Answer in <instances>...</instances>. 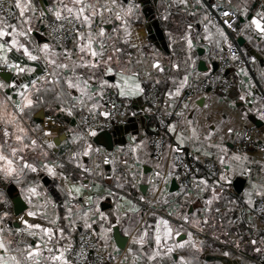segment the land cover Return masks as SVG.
<instances>
[{"label":"crops","instance_id":"0c3cea01","mask_svg":"<svg viewBox=\"0 0 264 264\" xmlns=\"http://www.w3.org/2000/svg\"><path fill=\"white\" fill-rule=\"evenodd\" d=\"M39 6L40 0H35ZM45 5L48 0H43ZM138 5L137 15L132 20L131 32L132 36L130 43H124L123 34L120 33V39L109 40L106 44L108 54L114 56L113 66L126 64L129 60L133 63L130 67L136 66L135 53L137 49H141L146 57V63L149 67L154 59H159L164 72H155L156 78L159 80L161 89V97L164 105L168 106L174 112H184L185 117L191 118L196 123L198 132L201 134L200 142L185 140L179 143L180 150H192L200 157H208L214 160L221 170L215 176H209L205 172L200 175L193 176L206 179L209 182V189L206 191H198L193 183V177L184 179L180 174L174 172L171 158L178 145L177 136L175 133L164 131L166 137V153L159 162L152 159L151 150V133L153 125L151 120L142 119V116L131 119L129 141L126 144L115 146L111 153L124 163L125 167L136 174V186L125 177V174L110 163H105L100 158L99 154L93 153L91 156H83L80 154L81 143L74 142L73 135L79 132L75 116L79 113H89L87 109H81L78 105L73 110L72 115H69L67 109L71 104L66 97L57 99L54 92L44 93L46 103L35 108L30 113V118L25 117V126L30 129H36L31 135L38 139L50 140L56 146L53 148H45L48 152V157L42 155L41 149L38 147L34 153H29L28 158L41 165L43 163L52 164L56 158L66 154L64 168L62 169L69 177V185L75 183L83 185L81 192L72 197L67 196L64 191V184L59 176L48 174L42 167L37 173H26L22 178V183L27 186L35 182L40 187L38 191L40 196L35 198L33 203L37 205L35 216H27V211L32 207L27 203L24 195L20 192V186L15 181L0 179V192H2L9 201L11 209L10 217L3 222L0 227L5 229L3 233L6 239L12 241L10 248H24L26 244H39L44 246L45 241L41 239L40 229H35L37 233L35 237L28 236L26 232H16V229H24L26 226L18 219L23 216L29 223H37L42 228H49L52 225L49 223L51 219L58 217L57 227H63L65 232L63 238H60V233H56V238L59 243L56 248L63 250L69 248L74 242L75 235L81 227H84V220L80 219L84 211H87L91 204L87 203L88 197L92 198L95 207L103 212L112 223L113 231L105 233L104 229L108 224H104L100 220L99 213L91 214L89 223L92 224L98 244L111 254H121L127 258L129 264H172V261L177 258L174 253L172 258H158L154 262H149L138 245H132L131 238L124 235V230L128 229L133 236L138 234L137 229L143 228L144 223L153 224V215L148 214L143 206L139 203L146 199L156 200L157 203L164 204L165 207L175 213L177 216L181 211L184 213L197 214L201 220L207 218L209 223L203 227L204 236L197 237V251L191 246L179 250L178 254L183 255L187 264H253L246 256L257 258L264 253V221L254 215V207L258 200L264 198L255 195V190L252 184H264V171L261 170L264 166V150L247 148L240 152L238 147L242 144L244 132L247 127L256 126L260 129V141L264 143V121L258 118L257 113L253 109V101L260 102V88L264 91V37H261L253 28L246 27L252 17L257 12H264V0H187V5L180 3V0H136ZM218 4L229 6L235 9L239 15L237 28L240 33V46L246 56L253 63V72L245 69H234L231 73L232 90L227 95H220L215 92H206L199 94L190 100V103H185V92L189 85L207 74L211 70L209 59L210 52L216 48H225L229 44L228 35L224 28L214 19L210 11V5ZM37 16V15H36ZM51 16L45 19H51ZM15 23V19L9 20ZM191 25V27H189ZM33 32L31 33L34 44H43V29L44 26L40 19L33 17L32 19ZM109 36H116L111 29L117 27L118 24L104 25ZM219 30V31H218ZM220 31L224 36L220 35ZM205 37H208L205 39ZM225 37L227 40L225 41ZM190 41V46H189ZM113 45L121 49L119 53H113ZM132 45H135L133 47ZM68 48H73L72 44H66ZM130 49L132 52L129 53ZM60 50L59 48L57 49ZM111 52V53H110ZM119 60V65L116 64ZM204 62L205 67L201 68L200 63ZM179 65V68H173V64ZM136 68V67H135ZM187 73L188 84L181 89L179 97H169L168 93L175 92L183 76ZM44 65L40 63V69L32 77L35 79L39 76H44ZM101 73L97 72V76ZM108 81L109 85L117 83L120 76L117 72L104 74L102 77ZM3 79V77H0ZM27 82V81H25ZM141 87L144 90V84L140 78ZM40 86V85H38ZM113 89L117 92L116 89ZM97 89L93 86L90 91L95 92ZM245 93H250L245 101H241L239 96ZM74 95L79 93L73 92ZM131 107V112L134 115H139L147 110V104L144 99V91L128 97H121ZM103 103V101H101ZM188 108L185 109L184 105ZM171 105V106H169ZM207 105V107H204ZM63 108L64 110H61ZM195 109V111H193ZM249 111L245 119H241V113L245 110ZM41 111L44 112V117H41ZM53 117L59 124L64 126L62 129H54L51 131L50 137L42 135V122L45 117ZM181 117L176 115L172 117L170 124L181 120ZM211 125L216 129L213 135L212 143H221L222 147L227 150V155L242 154L249 158L250 163L231 161L225 159L224 164H221L220 158L222 154L218 148H208V141L203 140V134L206 128ZM232 127L233 133L228 134L227 128ZM149 130V133H147ZM182 129L178 127L177 131ZM185 137L189 134L185 131ZM136 137V141L131 140ZM221 137L223 140L221 141ZM143 141V144L140 143ZM133 143L138 145L135 152L132 151ZM99 145H93L98 147ZM200 149L197 151V149ZM77 153L76 159H70L72 153ZM209 154H205V153ZM55 155V156H54ZM57 156V157H56ZM56 163V162H55ZM59 164V163H56ZM157 164L160 168H157ZM97 168L99 176L104 178L107 184L93 183L89 184L86 178L85 168ZM243 167L251 169V174H242ZM60 169H58L59 171ZM161 172V179L155 177V172ZM171 171V174H168ZM221 173L227 177L224 181H219ZM152 178V182H149ZM174 181L179 183V187L174 185ZM109 183L113 187L109 188ZM215 184V191L219 195V199H214L211 206H205V201L212 197L211 186ZM119 185H123L122 187ZM187 188L190 199L184 195L176 196V193H182ZM246 192H251L252 203L246 201L249 197ZM20 195L27 204L28 209L16 216L14 213V203L12 195ZM46 200L48 201L46 203ZM132 201L139 209L138 212H131L128 209L132 206L127 203ZM119 205V207H117ZM72 208L73 213L69 216L68 209ZM217 209L219 211H217ZM111 214V215H109ZM119 216L121 224L116 225V217ZM69 216V219H65ZM143 217V220H141ZM155 219H160V216L155 215ZM70 220H75L74 224H70ZM9 230H11L9 232ZM115 231L122 237L126 238L124 249H120L115 241ZM187 237H185L186 239ZM178 239V238H177ZM256 240L257 244L253 246L250 241ZM202 242V243H201ZM171 243V242H169ZM53 247L52 244L48 245ZM132 247L133 251L129 252L128 248ZM255 248H260V252H256ZM143 251L150 252L148 245H145ZM228 252L229 255H224ZM2 254V253H0ZM15 254V252H13ZM48 253L44 252L40 257V264H47L46 257ZM71 261L69 251L66 253ZM72 262V261H71Z\"/></svg>","mask_w":264,"mask_h":264},{"label":"snow or ice","instance_id":"6c2138e0","mask_svg":"<svg viewBox=\"0 0 264 264\" xmlns=\"http://www.w3.org/2000/svg\"><path fill=\"white\" fill-rule=\"evenodd\" d=\"M3 2L4 0H0V10H4L7 15L0 16V70H6L9 75L0 79V179L15 181L20 186L21 194L24 195L27 203L32 206L26 215L35 216L37 215L35 210L37 205L33 201L40 196L38 191L40 186L35 182L25 186L21 178L26 173H37L39 168L42 167L48 174L54 177L59 176L64 184V191L69 197L79 194L84 186L75 183L69 185L70 177L62 170L64 168L63 164L53 162L52 164L43 163L38 166L35 161L28 158V154L34 153L38 147L41 149L42 155L47 158L48 152L44 149L53 148L56 145L47 139L38 141L34 138L31 133L36 129L25 126V117L30 118V113L35 108L46 103L44 96L46 92H54L58 100L62 96L66 97L71 104V107L67 109L69 115H72L73 110L78 105L82 110L87 109L93 117V123L86 124L84 131L75 132L73 135L74 142H82L80 154L83 156H91L94 152L99 154L101 148L93 147V144L89 142L91 137L98 136V130L105 127V124H98L96 120L102 117L105 122L110 121L116 109L114 103L111 109L101 103L105 96V90L114 88L120 97L125 98L144 91L140 84V69L130 67L129 65L133 63L131 60L124 65H119V60H116L119 67H114V56L108 54L106 47L109 40L120 39V33L123 34L124 43H130L132 20L134 17L139 19L137 15L138 5L136 0H48L47 5L43 3V0H40L38 6L35 0H13L8 9H3ZM180 3L186 6L187 0H180ZM213 6L219 7L218 4ZM13 9L17 11L14 13ZM37 12H39L38 17L36 16ZM222 15L229 16L230 13L225 11ZM10 16L14 17L15 23L9 21L8 17ZM47 16H51L53 23L56 24V27L52 29L53 32L64 30L66 25L69 27L73 37V48L70 49L62 43L59 45L49 42L34 44L31 37L34 30L32 19L33 17L43 19ZM224 23L228 24L229 27L232 26L228 20H225ZM109 24H118L117 27L111 29L112 33L117 34L114 37L107 34L104 25ZM246 27L253 28L261 37H264V12H257ZM220 35L224 36V33L220 31ZM207 38L205 37V39ZM132 46L135 47V45ZM229 47L231 46L229 45ZM57 48L60 50L58 51ZM112 52L119 53L121 49L113 45ZM237 58L233 53V59ZM41 62H43L45 74L33 79L32 77L40 69ZM135 63L141 64L142 61L137 60ZM172 67L178 69L179 65L174 63ZM153 70L159 73L164 72L159 59H154L150 63L149 67L144 70V75L151 78ZM97 72H100L101 75L97 76ZM113 72H117L120 79L117 83L109 85L108 81L102 77L104 74ZM156 83H159V80ZM187 84L188 75L186 73L176 87L175 92L170 91L168 96L179 97L181 89ZM93 86L97 89L95 92L90 91ZM73 92L79 93V95H74ZM249 94H242L239 99L245 101ZM252 103L258 118L264 121V97L261 98L260 102L253 101ZM204 107H207V105H204ZM184 108L187 109L188 105L185 104ZM253 109L242 112L240 118L245 119L249 111ZM61 110L64 109L61 108ZM175 115L182 119L176 123L168 124L166 127L169 132L176 134L178 145L174 151L179 152V143L184 142L186 139L200 142L201 134L196 127L198 122L185 117L183 111L176 112ZM178 127L182 129L179 132L177 131ZM41 131L44 137L52 135L51 131ZM185 131L189 134L187 137L184 135ZM216 131L223 130L209 125L203 134V140L209 142L208 148L215 147L220 150L222 154L221 164H224L225 159L241 162L242 164L251 162L246 155L242 154H232L229 157L227 150L222 147L221 143H212ZM226 131L231 134L234 129L228 127ZM131 140L135 142L136 137H132ZM222 140L223 137H221ZM140 143L143 144V141H140ZM137 147L138 145L133 143L132 151L135 152ZM199 150L198 148L197 151ZM205 154L209 153L206 152ZM76 157L77 153L74 152L70 159L74 160ZM106 162L107 159L105 158ZM172 167H175V161L172 162ZM157 168H160L159 164H157ZM58 169L60 170L58 171ZM261 170L264 171V166ZM90 171L88 168L84 169L86 173ZM168 174H171V171ZM242 174L250 175L251 169L243 167ZM154 175L157 179L162 178L159 170ZM136 178V174L132 173L131 181H129L132 183V187L136 186L134 183ZM226 179V175L221 173L219 181ZM149 182H152V178H149ZM193 183L198 191L209 189V182L206 179L193 177ZM119 186L122 187L123 185ZM215 188L216 185L213 184L211 186L212 197L205 201L206 208L212 205L214 199H219ZM252 188L255 190V195L264 197V184L257 185L253 183ZM180 195L190 199L187 188L182 193H176L177 197ZM246 195L249 197L246 202L251 204L252 193L246 192ZM140 199L144 200V197L141 196ZM86 202L91 204V207L79 217L84 220V227L91 229L95 221L89 223L90 215L99 213L100 220L103 222L101 226L103 227L105 223L108 224V227L104 229L105 233H111L113 226L108 217L95 207L91 197H88ZM156 202L155 200L152 201V203ZM127 203L132 205L131 200H128ZM67 211L69 216L73 213L72 208ZM128 211L138 212L139 209L132 205ZM217 211L219 210L217 209ZM10 214L9 201L0 192V225L10 217ZM152 215L153 224L145 222L143 228L137 229L138 234L135 236L128 229H125L124 235L131 238L132 245L139 246V250L142 251L149 262H154L163 257L171 259L172 255L176 253L177 258L172 261V264H187L185 257L178 254L179 250L188 246L197 251L200 250L197 247V237L193 231L188 229L195 228L197 231H202L203 227L208 225V219L201 220L197 214L184 213L183 211L178 216H173L169 212L166 217L161 216L158 220L155 219V213ZM69 216L64 218L69 219ZM19 219L26 227L24 229L17 228V233L23 231L28 236L35 237L37 233L34 230L40 229L41 239L45 241V244L41 247L39 244L29 243L24 248L13 250L10 248L12 241L6 239L3 234L5 229L0 227V253H2L0 254V264H40V257L43 256L44 252L48 253L45 258L47 264H72L66 255L68 249L61 250L55 247L59 243L56 233L59 232L62 239L65 232L63 227H57L58 217L49 221L52 225L49 228H42L37 223H29L23 216ZM141 220H143V217H141ZM176 221H181V223L177 224ZM115 222L117 226L121 224L118 215ZM74 223L75 220H70V224ZM185 237L187 238L185 239ZM250 243L255 246L257 241L251 240ZM49 244H52L53 247H49ZM145 245H148L150 252L143 251ZM128 251L132 252L133 248L129 247ZM255 251L260 252L261 249L255 248ZM224 255H229V253L225 252Z\"/></svg>","mask_w":264,"mask_h":264},{"label":"built area","instance_id":"2783aa9c","mask_svg":"<svg viewBox=\"0 0 264 264\" xmlns=\"http://www.w3.org/2000/svg\"><path fill=\"white\" fill-rule=\"evenodd\" d=\"M13 0H4L3 9H8L9 5ZM210 5V11L213 14L214 19L224 28L226 34L228 35L229 44L225 48H216L210 52L209 59L211 63V70L192 82L189 87H187L185 96V103H190V100L195 98L199 94H204L206 92H215L220 95H227L232 90V80L231 73L234 69H245L253 72V63L246 56L242 47L240 46V33L237 28V23L239 21V15L235 9L229 6L219 5V7H214ZM14 13L17 11L12 10ZM229 12V16H223V12ZM7 15L4 10H0V16ZM37 17L39 12H37ZM9 20L14 19V17H8ZM44 29H43V39L44 43L49 42L52 44H72L73 37L70 33L69 27L66 25L64 30H58L53 32V28L56 24L53 23V18L47 20L45 18L40 19ZM228 20L231 23V27L225 24L224 21ZM51 25V27H49ZM229 45L231 47H229ZM58 49V48H57ZM233 53H235L237 59H233ZM264 61V56L262 57ZM135 59L142 61L141 64H136V68L140 69L141 80L144 84V99L147 104V111L139 115H134L131 111L130 105L123 100L118 93L113 89H106L105 96L103 99V104L106 105L108 109L112 108V104L116 105V109L113 112V117L110 121L105 122L104 118H97L96 123L105 124V127L98 130V134L103 131H112L115 127L125 126L131 118L138 116H148L151 121H153V132L151 133V150L152 159L155 162H159L165 156L166 153V137L164 131L167 129V125L170 124L172 117L175 116L173 110L168 106L164 105L161 97V89L158 80L155 76L154 70L152 71V77L149 78L144 75V70L148 68L146 63V57L141 49H137L135 53ZM1 74H9L6 70H0ZM264 97V91L260 88V100ZM76 124L79 132L86 129V124L93 123V117L89 113L83 112L75 116ZM42 129L44 131H52L54 129H62L64 126L59 124L53 117H45L42 122ZM95 137H91L89 142L96 145L94 142ZM99 156L107 163L120 169L128 181H131L132 171L127 169L123 162L118 161V159L102 146ZM247 148L261 149L264 150V143L260 141V129L256 126H250L245 129L244 138L242 144L238 147L240 152L245 151ZM55 156V155H54ZM57 157V156H56ZM66 154L61 155L56 158V163L66 165L65 162ZM175 161L174 172L180 174L184 179L200 175L205 172L209 176H215L221 170V167L211 158L200 157L196 152L192 150H180L179 152H174L171 158V164ZM86 178L89 184L102 183L107 184L104 178L99 176V171L97 168L93 167L89 173L86 174ZM136 180L134 183L136 184ZM132 184V183H131ZM109 188L113 187L109 183ZM139 202L148 214L155 213L157 216H167L169 211L164 204L152 203L153 200L146 199ZM156 201V200H155ZM254 215L264 221V198L258 200L254 207ZM172 213V212H171ZM173 216H177L172 213ZM20 221V219H18ZM176 223H181V221H176ZM194 232L195 236H204V231H197L195 228H190ZM206 236V235H205ZM72 264H129L127 258H124L121 254H111L102 248L98 242L94 230L81 227L75 235L74 242L68 248ZM246 258L253 264H264V253L257 258H251L246 256Z\"/></svg>","mask_w":264,"mask_h":264},{"label":"water","instance_id":"95a60500","mask_svg":"<svg viewBox=\"0 0 264 264\" xmlns=\"http://www.w3.org/2000/svg\"><path fill=\"white\" fill-rule=\"evenodd\" d=\"M239 43H241L239 41ZM201 68L205 67V63L201 62L200 63ZM9 74H1L0 77H6ZM147 111V110H146ZM41 117H44V112L41 111ZM134 119V118H131ZM129 120L128 123L125 126H119L115 127L112 131H103L98 134L97 137L94 138L95 144L104 147L108 151H112L115 146L118 145H123L126 144L129 141V137L132 135L134 136L135 134L130 135V128H131V122L132 120ZM142 119L150 120L148 116H142ZM147 133H149V130H147ZM174 185L179 187V183L174 181ZM13 198V203H14V213L16 216H19L20 214L24 213L27 209L28 206L22 199V197L18 194L12 195ZM126 238L122 237L120 234L118 235V232L116 233L115 231V241L117 246L120 249H124V243L126 242Z\"/></svg>","mask_w":264,"mask_h":264},{"label":"trees","instance_id":"16d2710c","mask_svg":"<svg viewBox=\"0 0 264 264\" xmlns=\"http://www.w3.org/2000/svg\"><path fill=\"white\" fill-rule=\"evenodd\" d=\"M131 52H132V49H130L129 53H131ZM110 53H111V52H110ZM46 93H47V92H46ZM46 93H45V94H46ZM152 122H153V121H152ZM152 125H154V123H152Z\"/></svg>","mask_w":264,"mask_h":264}]
</instances>
